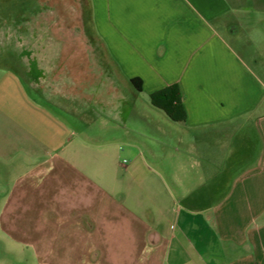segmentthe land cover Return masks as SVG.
<instances>
[{"label": "crops", "instance_id": "1", "mask_svg": "<svg viewBox=\"0 0 264 264\" xmlns=\"http://www.w3.org/2000/svg\"><path fill=\"white\" fill-rule=\"evenodd\" d=\"M35 27L49 55L0 50L10 233L39 243L50 201L96 264H264V0H42Z\"/></svg>", "mask_w": 264, "mask_h": 264}, {"label": "rangeland", "instance_id": "2", "mask_svg": "<svg viewBox=\"0 0 264 264\" xmlns=\"http://www.w3.org/2000/svg\"><path fill=\"white\" fill-rule=\"evenodd\" d=\"M42 0H7L0 2V50L12 55V61H16V55L22 49L43 48L47 55L54 48L55 44L50 41L37 43L35 40V8L36 3ZM50 2L51 0H45ZM94 49V47L92 46ZM49 56L40 62L51 65ZM51 78V74H49ZM19 157V156H17ZM120 160H129L126 155L120 156ZM126 163V162H125ZM24 172V171H23ZM24 175L28 176L29 181H34V171H25ZM24 176V177H25ZM28 181V180H27ZM116 204H119V198H114ZM14 203L0 201V264H96L101 256L99 249L89 248L88 241L77 240L76 246L72 247L69 237L73 236L64 233L72 219L74 212L70 216L60 219L59 213L54 209L53 202L34 203L42 207V213L39 215V225L46 227L44 232L39 234L40 242L35 243L31 233L11 234L5 211L8 206ZM81 220V221H80ZM60 222V223H59ZM83 226L85 219H77V223ZM60 226L61 232H56L53 226ZM10 226V225H9ZM74 227V226H73ZM78 227V226H77ZM30 232V231H29ZM32 238V241H31Z\"/></svg>", "mask_w": 264, "mask_h": 264}, {"label": "trees", "instance_id": "3", "mask_svg": "<svg viewBox=\"0 0 264 264\" xmlns=\"http://www.w3.org/2000/svg\"><path fill=\"white\" fill-rule=\"evenodd\" d=\"M131 82L136 88H140V80L138 78H132ZM149 100L152 105L162 109L172 120L182 121L185 119V110L176 84L153 91L149 94Z\"/></svg>", "mask_w": 264, "mask_h": 264}]
</instances>
